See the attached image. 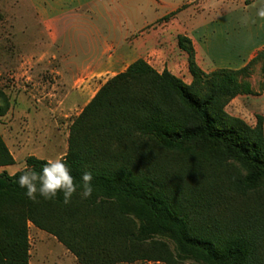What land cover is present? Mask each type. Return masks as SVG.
I'll use <instances>...</instances> for the list:
<instances>
[{"label": "trees", "instance_id": "1", "mask_svg": "<svg viewBox=\"0 0 264 264\" xmlns=\"http://www.w3.org/2000/svg\"><path fill=\"white\" fill-rule=\"evenodd\" d=\"M180 10L159 23L165 25ZM166 47L168 64L185 61L189 83L138 58L107 79L72 122L62 158L77 181L83 172L92 173L90 198L81 199L78 189L68 204L62 193L54 200H30L14 181L25 165L39 171L46 160L35 155L26 156L24 167L13 174L0 171V264H29V223L55 236L80 264L138 259L260 264L264 228L219 234L196 224L186 201L144 166L140 146L199 153L208 163L232 162L242 172L233 183L239 193L264 185L263 118L257 115L252 126L225 109L234 98L253 93L248 77L258 61L264 79V49L239 69L205 73L190 38L177 34L176 44ZM9 107L0 88V117ZM14 163L0 134V167Z\"/></svg>", "mask_w": 264, "mask_h": 264}, {"label": "rangeland", "instance_id": "2", "mask_svg": "<svg viewBox=\"0 0 264 264\" xmlns=\"http://www.w3.org/2000/svg\"><path fill=\"white\" fill-rule=\"evenodd\" d=\"M204 6L205 1L197 0L188 9L191 14H196L201 13ZM233 6L232 3L220 4L224 10ZM185 9L186 5H183L182 13L186 12ZM214 14L211 11L205 16ZM181 15V19L176 18L174 24H166L170 32L168 45H172L175 35L183 28L181 21L184 17ZM100 24L103 29L106 28L105 23ZM40 33L39 22L26 0H0V88L10 102L8 112L0 117V134L9 150L16 153L14 143L20 146L17 162L5 167L8 173L19 166L22 168L26 156L33 153L50 159L63 157L74 119L107 79L126 69L123 66L93 69L44 67L42 60L47 52L38 43L42 37ZM225 39V43L231 46L232 36L226 35ZM77 42L79 50L86 49L84 37H77ZM154 58L157 60L152 62L153 65L162 70L166 63L161 56ZM35 60L39 61L36 66L33 65ZM169 66L172 73L186 83L190 82L191 76L183 61L174 59ZM260 66L261 61L256 62L248 77L253 93L243 96L244 100L233 99L225 109L252 126L256 116L261 115L264 127V79ZM141 145L144 166L163 181L172 194L186 201L196 224L219 234L242 228H264V185L246 193L237 192L233 183L242 172L236 164L208 163L199 153L181 154L153 145ZM262 237L257 249L260 264H264V234ZM162 240L174 252V245L167 239ZM29 243L30 264H80L55 236L32 224L29 227ZM178 263L202 264L194 260ZM114 264L166 263L138 259Z\"/></svg>", "mask_w": 264, "mask_h": 264}, {"label": "crops", "instance_id": "3", "mask_svg": "<svg viewBox=\"0 0 264 264\" xmlns=\"http://www.w3.org/2000/svg\"><path fill=\"white\" fill-rule=\"evenodd\" d=\"M195 1L26 0L41 27L38 43L47 52L42 60L44 67L126 68L143 58L156 69L152 62L157 60L154 57L161 56L166 63L164 67L169 69L166 46L170 32L166 24H174L176 18L181 19V14L183 28L177 34L190 38L196 62L205 72L218 68L239 69L264 49V19L256 16L264 0H203L206 6L201 13L191 14L188 8ZM221 2L234 6L224 10ZM183 5H186L185 13L180 10L169 23L163 26L159 23L161 17ZM211 11L215 13L213 16H205ZM101 22L105 23V29L100 26ZM226 35L232 36L231 46L225 43ZM80 36L86 39V49L77 48ZM38 62L33 61V65ZM18 144L14 143L16 153L10 150L15 163L20 152ZM33 155L50 159L37 153ZM5 167H0V171H6ZM22 168L19 166L17 170Z\"/></svg>", "mask_w": 264, "mask_h": 264}, {"label": "clouds", "instance_id": "4", "mask_svg": "<svg viewBox=\"0 0 264 264\" xmlns=\"http://www.w3.org/2000/svg\"><path fill=\"white\" fill-rule=\"evenodd\" d=\"M256 16L264 19V3L257 8ZM92 179V173L85 171L77 181L67 161L62 157H57L47 159L40 165L39 171L25 165V170L15 178L14 182L21 189H25L24 194L30 200L36 201L37 196L46 201L54 200L58 193H62L63 202L68 204L78 189L81 199L91 197L93 193Z\"/></svg>", "mask_w": 264, "mask_h": 264}]
</instances>
